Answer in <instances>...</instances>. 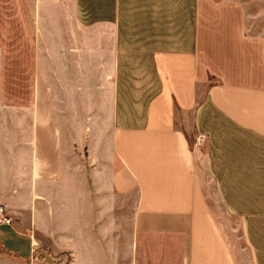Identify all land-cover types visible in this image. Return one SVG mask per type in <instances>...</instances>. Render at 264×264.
Returning <instances> with one entry per match:
<instances>
[{
	"label": "crops",
	"instance_id": "crops-1",
	"mask_svg": "<svg viewBox=\"0 0 264 264\" xmlns=\"http://www.w3.org/2000/svg\"><path fill=\"white\" fill-rule=\"evenodd\" d=\"M204 6L0 0V264H237L207 175L264 264V67Z\"/></svg>",
	"mask_w": 264,
	"mask_h": 264
},
{
	"label": "rangeland",
	"instance_id": "rangeland-1",
	"mask_svg": "<svg viewBox=\"0 0 264 264\" xmlns=\"http://www.w3.org/2000/svg\"><path fill=\"white\" fill-rule=\"evenodd\" d=\"M204 39L207 42L215 39H228L234 54L244 55V58H234L237 68L244 67L247 59L252 56L255 68L263 65L264 57L259 59L256 52H264V0H205L204 6ZM132 40V39H130ZM133 41V40H132ZM132 46V45H131ZM214 51V48H211ZM239 62V67H238ZM219 79L213 77L211 82ZM206 87L199 88V99H203ZM180 122L177 124L180 126ZM192 133V126L187 127ZM206 185L211 209L221 226L223 234L231 246L237 264H254L253 253L249 247L246 223L227 211L212 177L208 176ZM250 238L257 244L264 245V223L253 221L250 227ZM0 251L1 248H0ZM263 254V252H262Z\"/></svg>",
	"mask_w": 264,
	"mask_h": 264
},
{
	"label": "built area",
	"instance_id": "built-area-1",
	"mask_svg": "<svg viewBox=\"0 0 264 264\" xmlns=\"http://www.w3.org/2000/svg\"><path fill=\"white\" fill-rule=\"evenodd\" d=\"M205 136L200 135L196 139V144H202L204 141ZM10 224L12 223V218L9 216V213L7 212V208L4 205H0V224Z\"/></svg>",
	"mask_w": 264,
	"mask_h": 264
},
{
	"label": "trees",
	"instance_id": "trees-1",
	"mask_svg": "<svg viewBox=\"0 0 264 264\" xmlns=\"http://www.w3.org/2000/svg\"><path fill=\"white\" fill-rule=\"evenodd\" d=\"M1 250H2V247L0 246Z\"/></svg>",
	"mask_w": 264,
	"mask_h": 264
}]
</instances>
